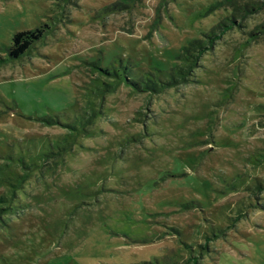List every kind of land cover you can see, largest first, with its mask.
Segmentation results:
<instances>
[{"label": "rangeland", "instance_id": "1", "mask_svg": "<svg viewBox=\"0 0 264 264\" xmlns=\"http://www.w3.org/2000/svg\"><path fill=\"white\" fill-rule=\"evenodd\" d=\"M222 1L0 0V59L15 33L51 28L0 67V195L27 174L0 224V264H264V31L249 38L264 0H235L258 2L243 18ZM231 16L240 27L187 83L90 94L92 64L165 78Z\"/></svg>", "mask_w": 264, "mask_h": 264}, {"label": "trees", "instance_id": "2", "mask_svg": "<svg viewBox=\"0 0 264 264\" xmlns=\"http://www.w3.org/2000/svg\"><path fill=\"white\" fill-rule=\"evenodd\" d=\"M64 1V0H63ZM235 0H223L218 3V6L228 5L235 9L239 14V17L243 18L246 15L255 14L260 10L258 6V2L254 3H246L244 5H236L234 3ZM119 7H122L121 4L114 3L108 5L102 9V11H106L108 13H112L113 11H118ZM57 20V19H56ZM239 28L240 23L236 20L234 16H231L225 20V22L219 23L216 27V31H212L209 34L204 35L203 40H194L192 41L188 47H183L180 55V63L175 68H172L168 76L165 78L154 77L153 73H144L140 76L139 79L133 78V71L131 65L123 64L122 61H119V66L122 71L112 67L101 69L97 65L92 64L93 69H95L99 74L100 78L96 79L95 83V91H90L96 99L102 98L103 94L106 92H110L118 86L124 79L126 86H128L133 92H145L147 94H156L164 89L177 87L179 85L185 84L189 81V78L192 76L195 68L197 67L199 60L202 54L208 50H210L216 42L221 38V36L226 32L231 30L232 28ZM51 28L49 25L42 24L40 27L30 30L17 32L13 35L11 39V46L8 49L7 58L0 59V67L10 61L18 60L22 56L26 54L37 42L46 37ZM264 31V26H259L255 29V31L249 34V38H255L262 34ZM248 43V42H247ZM244 43L238 50V54L241 53L240 49L244 48L247 44ZM102 77H106L111 79L109 81L102 80ZM90 111H93L91 107H93V102L90 103ZM88 117V116H87ZM94 114H91L84 121V125H88L90 122V118H93ZM49 122H57L56 120L47 119ZM66 128L75 131L74 126L64 125ZM64 141L70 140L71 143L73 141L74 134L68 133L65 135ZM22 167V163H20ZM27 177V174H22L18 179L15 180V185H8L11 189H8L7 193L0 195V224L3 223L4 215L10 211L13 199L15 198V192L19 189V186L23 183V180ZM13 189V190H12ZM256 189H260V186H257ZM243 216H240L242 218ZM237 222L238 219H235ZM218 238V236H213V239ZM207 242L210 239H206ZM207 242L204 246H201V249H206ZM186 248H190V246L186 245ZM186 264H200L197 261L196 257H191L186 260Z\"/></svg>", "mask_w": 264, "mask_h": 264}]
</instances>
